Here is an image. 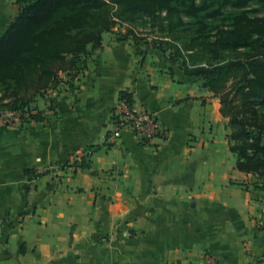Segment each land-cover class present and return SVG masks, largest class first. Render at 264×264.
Segmentation results:
<instances>
[{"label": "crops", "instance_id": "crops-1", "mask_svg": "<svg viewBox=\"0 0 264 264\" xmlns=\"http://www.w3.org/2000/svg\"><path fill=\"white\" fill-rule=\"evenodd\" d=\"M8 3L4 29L19 10ZM77 88L44 122L0 126V264H258L262 180L236 168L212 91L150 44L109 32ZM122 89L159 117L164 139L123 129L106 144ZM87 151L90 167L74 165Z\"/></svg>", "mask_w": 264, "mask_h": 264}, {"label": "trees", "instance_id": "trees-1", "mask_svg": "<svg viewBox=\"0 0 264 264\" xmlns=\"http://www.w3.org/2000/svg\"><path fill=\"white\" fill-rule=\"evenodd\" d=\"M117 5L115 16L123 20L148 15L158 18L165 11V28L171 36L175 31L195 25L201 13L212 19L222 13L224 6L240 10L231 12L232 23L228 29H217L215 41L209 43L210 57L207 66L197 65L191 69L184 61L181 66L189 76H201L206 87L220 100V112L228 119L227 133L229 149L235 156L236 168L253 173L261 179L264 189V123H246L238 117L231 103L235 97L243 98V105L250 103L264 106V93L255 89V84L264 86V17H250L243 9L250 2L264 5V0H110ZM19 10L0 33V87L1 99L9 98L2 105L20 111L33 123L46 121L41 110L33 111L30 103L34 96L47 90L58 80L60 72L75 70V58L88 53V44L95 49L101 43V34L108 31L114 21L105 0H15ZM184 16L188 20L184 19ZM196 37L182 39L183 47L192 50ZM229 43L245 51L222 54L216 45ZM216 44V45H215ZM194 55L188 54L190 62ZM85 68V66H82ZM263 68V69H262ZM232 81L228 90H234L229 99L224 95L226 83ZM250 100L249 98H252ZM128 106L133 103L132 93L126 89L118 92ZM253 113L256 111L252 107ZM97 146L89 145L87 150ZM73 164L86 169L90 167V153L86 152ZM27 174H33L28 169ZM177 264H180L178 261ZM264 264V256L258 259Z\"/></svg>", "mask_w": 264, "mask_h": 264}, {"label": "rangeland", "instance_id": "rangeland-1", "mask_svg": "<svg viewBox=\"0 0 264 264\" xmlns=\"http://www.w3.org/2000/svg\"><path fill=\"white\" fill-rule=\"evenodd\" d=\"M110 7V14L114 21L112 27L105 32H109L115 38H123L128 37L133 40H142L154 48L158 50V52L163 53L170 61L182 69V65L184 61L187 66L191 69L197 65L207 66L206 57H210V47L209 43L215 41L216 31L217 29H228L230 28V24L232 23L231 12L238 11L240 9L233 8L231 6H224L221 9V15L215 19L202 16L199 22L195 25L187 24L183 29L175 31L176 36H171L168 33V29L165 28V20L162 17L165 16V11L159 12V16L156 19L148 15H142L134 20H123L117 16H115V12L117 9V5L110 1L105 0ZM15 0H9V6L14 7ZM247 15L250 17H264V5L259 3L250 2L247 6L243 8ZM230 15V16H229ZM185 20H188L186 16H184ZM6 29V28H5ZM4 24L0 21V33L5 31ZM103 32V33H105ZM102 33V34H103ZM101 34V39H102ZM196 37L195 45L192 50L185 49L183 47L182 39H186L188 41L189 37ZM101 44V43H100ZM216 45V44H215ZM88 53H83L78 55L76 60V65L78 68L75 70H70L68 72H60L58 74V80L52 84L47 90L43 91L41 94L35 95L34 100L30 103V108L33 111L41 110L45 113V115L55 114V108L53 105V99L60 95L66 87L72 86V89L77 90V86L81 80V75L84 73L87 68V61L91 57V54L95 49H91V44H88ZM217 50L220 49L222 54L230 55L234 51L243 52L245 51L244 47L235 48L233 45L229 43H224L222 45H216ZM192 53L194 56V61L190 62V58H188V54ZM85 66V68H82ZM263 69V68H262ZM183 70V69H182ZM194 77V76H193ZM200 84L206 87V80L201 76L196 77ZM232 81H228L226 83V89L222 90L224 95L228 93V98L230 99L233 96L234 90H228L227 86H230ZM255 89L257 91H262L264 93V86L262 84H255ZM2 95V87H0V96ZM253 100L252 98H249ZM9 101V98H0V126H9L20 128L30 123L29 120H26L20 111H15L11 109L9 105H2V103H6ZM243 98L239 95L232 100V104L234 105V111H238V117L243 119L246 123H264V106H258L250 103L248 106H244ZM252 107L256 111L250 109ZM230 132V127L228 129V133ZM235 158V156H234ZM189 262L184 261L180 262V264H188ZM170 264H177V261H173ZM190 264H200L197 261ZM205 264H215L214 260L208 258V261Z\"/></svg>", "mask_w": 264, "mask_h": 264}, {"label": "built area", "instance_id": "built-area-1", "mask_svg": "<svg viewBox=\"0 0 264 264\" xmlns=\"http://www.w3.org/2000/svg\"><path fill=\"white\" fill-rule=\"evenodd\" d=\"M113 127L107 132L106 144H113L123 129H130L142 143L150 144L162 140L167 135V128L159 117L145 108L132 103L127 105L124 99L117 100L112 114ZM90 152V151H87Z\"/></svg>", "mask_w": 264, "mask_h": 264}]
</instances>
